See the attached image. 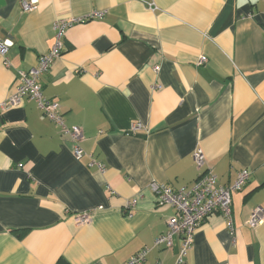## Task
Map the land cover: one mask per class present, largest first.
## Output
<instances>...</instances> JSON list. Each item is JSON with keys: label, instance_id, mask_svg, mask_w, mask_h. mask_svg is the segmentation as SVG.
<instances>
[{"label": "crops", "instance_id": "crops-1", "mask_svg": "<svg viewBox=\"0 0 264 264\" xmlns=\"http://www.w3.org/2000/svg\"><path fill=\"white\" fill-rule=\"evenodd\" d=\"M69 17L83 21L41 84L82 128L81 158L34 100L2 107ZM0 36L13 42L10 66L0 54V264H123L144 247V264H175L181 236L154 245L175 208L150 186L190 185L205 168L222 185L251 175L232 195V226L212 214L183 264H264V222L248 223L264 213V0H37L30 11L0 0ZM135 121L151 132H132Z\"/></svg>", "mask_w": 264, "mask_h": 264}, {"label": "built area", "instance_id": "built-area-1", "mask_svg": "<svg viewBox=\"0 0 264 264\" xmlns=\"http://www.w3.org/2000/svg\"><path fill=\"white\" fill-rule=\"evenodd\" d=\"M20 1L24 11L34 9L37 2V0ZM102 16L103 12H96L92 17L100 18ZM79 21H83L82 18H58L55 21L56 36L54 44L48 52L38 58L36 65L27 71H19L20 83L16 91L2 104L3 108H10L19 105L24 98L34 100L44 115L60 128L61 134L73 142V151L77 158H81L85 154L81 146L84 132L79 126L67 125L59 103L44 95L41 77L51 69L54 61L62 54L67 29ZM12 45V40L0 36V54L3 57L5 66H10L11 64L6 54ZM206 62L207 57L202 55L197 64ZM130 129L134 133L144 131L149 134L151 132L141 121L133 122ZM193 158L197 167L202 169L206 163L204 150L200 147L196 148ZM92 163L96 164L100 170H103V163L95 159H93ZM250 175L248 169H242L231 184L222 185L218 182L217 174L212 169L205 168L193 184L183 185L180 188H172L163 183L152 182L150 187L156 196L157 204L175 208V213L168 219L167 230L155 239L154 245L171 249L174 245L175 237L181 236L182 244L175 264H183L188 251L193 246L197 229L212 214H221L228 221V225L232 226V195L243 189ZM137 202L138 197L133 198L130 202L129 213L131 208L137 205ZM77 219L80 222H86L90 219V215L88 212H83L77 215ZM263 222V210L257 207L253 210L248 223L253 228H256ZM149 250V247L140 249L123 264H144Z\"/></svg>", "mask_w": 264, "mask_h": 264}]
</instances>
